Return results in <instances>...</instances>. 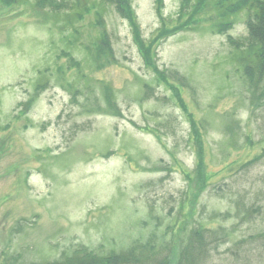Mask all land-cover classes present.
<instances>
[{
	"label": "rangeland",
	"instance_id": "374dc122",
	"mask_svg": "<svg viewBox=\"0 0 264 264\" xmlns=\"http://www.w3.org/2000/svg\"><path fill=\"white\" fill-rule=\"evenodd\" d=\"M123 1L0 0V264L150 237L176 264L201 226L205 264H264V92L229 43L248 4Z\"/></svg>",
	"mask_w": 264,
	"mask_h": 264
},
{
	"label": "trees",
	"instance_id": "16d2710c",
	"mask_svg": "<svg viewBox=\"0 0 264 264\" xmlns=\"http://www.w3.org/2000/svg\"><path fill=\"white\" fill-rule=\"evenodd\" d=\"M116 1L117 10L128 16L130 8L127 1L125 4H123V0ZM81 2L85 3L86 0H76V5L79 7ZM243 4H248L247 34L242 39H229V43L232 50L235 51L237 63L246 79L247 90L255 94L260 90L264 92V0H243L240 6ZM132 23H134L133 19ZM218 29L223 31L222 24ZM174 77L181 86L183 84L181 80L184 79L182 75L175 73ZM162 80L167 81L168 78L164 76ZM246 166L248 165L245 163L242 167ZM245 208V219H249L253 212L264 213V209L254 203L245 206ZM214 234L215 232L202 226L193 229L186 243L178 251L179 257L176 264H205L209 259V249L220 241V235L213 239ZM153 239L154 237L149 238L151 243L148 241L138 242L121 251L109 250L104 253H98L81 246L70 254H65L61 259L45 264H169L170 243L167 244L168 247L158 250V247L155 248L152 244ZM163 250L167 251L162 254Z\"/></svg>",
	"mask_w": 264,
	"mask_h": 264
}]
</instances>
